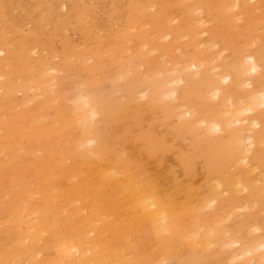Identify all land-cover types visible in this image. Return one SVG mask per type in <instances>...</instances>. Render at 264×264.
<instances>
[{"label": "bare ground", "instance_id": "bare-ground-1", "mask_svg": "<svg viewBox=\"0 0 264 264\" xmlns=\"http://www.w3.org/2000/svg\"><path fill=\"white\" fill-rule=\"evenodd\" d=\"M156 1L158 33L166 9ZM221 1L174 3L181 21L162 43L138 29L133 7L106 34L82 14L81 40L59 44L36 25L5 23L0 264H264V51L255 35L254 51L224 49L221 61L217 40L192 37L201 4L226 13L232 0ZM251 1L248 16L264 18V0Z\"/></svg>", "mask_w": 264, "mask_h": 264}, {"label": "rangeland", "instance_id": "rangeland-1", "mask_svg": "<svg viewBox=\"0 0 264 264\" xmlns=\"http://www.w3.org/2000/svg\"><path fill=\"white\" fill-rule=\"evenodd\" d=\"M64 1H66V2H64ZM96 0H92V1H90V0H87V1H85V0H0V4L2 5H0V9L2 8V10H3V8H4V11H5V14L2 16H0V30H4V28L6 27H8V26H6L5 25V23H7V25H12V23L14 22V20H15V18L16 19H18L19 21H15L14 22V24H13V27L14 28H17V29H19V25H21V28H20V30L19 31H21V30H28V26H29V28H32L34 25H36V27H37V29H39V31L41 32V33H43L44 31H45V34H47L48 36L50 35V34H52L53 35V37L55 38V36H56V44H59L60 43V40H62L64 37H69V38H71V37H73L76 41H80L81 40V33H80V26L82 25L81 23H84V21L83 20H86L85 21V23L87 22V25H89V26H94V28L93 27H91V29L93 28V30L97 33V31L99 30V28H101L99 31H98V33L99 34H106L109 30H111L112 29V31H113V29L114 30H116V28L117 29H119V27L120 26H122V24H124V21H125V16H124V13H125V15L127 16L128 14H129V8H134V9H137V10H139L141 13V21H143V22H137L135 25H136V27L137 26H139V24H140V26L138 27V29L140 30V31H144V32H149V35L150 36H152V37H156L157 38V40L159 39V43H162V42H166V41H169V40H171V36L170 35H165L166 33H167V31H169L170 29L171 30H175V27L177 26V24H178V22H180L181 21V17L179 16V11H177V10H174L173 11V13H171L172 11H168L169 10V8H170V6H171V9H172V6L174 5V3H176V2H178L177 0H165L164 1V3L165 4H163V8H164V11H165V9H166V11H165V15H164V17H166V19L165 20H163L161 23H160V31L157 33V32H155L154 31V29H152L150 26V19H151V15L153 14V12H155L156 10H155V8L156 9H158V7H159V4H158V2L159 1H156V0H153V1H149L150 3V5H152V4H154V1H156L157 2V4L155 3V5H156V7L154 6H151L150 7V5L148 6V2H147V0H146V2H145V0L143 1V2H140V1H142V0H98V1H96ZM115 1H118V2H115ZM120 1H122V2H120ZM123 1H125V2H123ZM127 1V2H126ZM129 1H131V2H129ZM185 1H187V2H190V1H192V0H185ZM224 1H226L227 2V0H222L221 1V3H224ZM228 1H230V0H228ZM236 1H238V4L240 5H238L239 6V9L237 8L238 6H233V4L234 3H236L235 2V0L233 1H231L233 4L231 5L229 2L227 3V4H229V7L228 8H226V10L228 11V13H227V11H226V13H225V10H220V11H214V10H212L211 11V14L209 15H207V13H206V9H205V7H204V5H202L201 4V7L200 8H202V11H203V8H204V11L202 12V11H195L194 12V16L195 17H201V19H199L198 20V22H196L198 25H196V27L194 28V32H193V34H192V37L196 40V43L197 42H199L200 41V43H198L201 47H203L204 45H206V43L208 44V41L207 40H210L209 41V44H211L213 41L215 42L216 40H217V42H213L214 43V45L213 44H211V46L212 47H214V46H216L217 48H213L212 49V47H211V49H212V51L215 53V50L217 49L218 51H216V53L219 55V53L218 52H222L221 54H220V56H218L219 57V60H225V58H226V60L227 59H229L231 56H229L228 55V53H225L226 51H224V49H227V51H229L228 49H234V50H236L237 51V53L239 54V57H242V50H244L245 48L247 49L249 46L248 45H250L249 43V41H250V39L249 38H251V41H252V39H253V37L255 38L256 36L255 35H257V38H256V40L257 39H259L257 42H253L254 43V45L253 44H251L252 46H254V50H256L260 45H261V49H262V51H264V30H262V29H264V18L262 17V16H260V15H258L261 19H258L259 17L257 16V18H255L256 16H248V14H247V12L242 8V0L240 1V0H236ZM254 1V0H253ZM5 2H6V4H5ZM60 2H62V4L60 3ZM91 2V3H90ZM153 2V3H152ZM63 3L64 4H66V6H63ZM118 3V4H117ZM121 3V4H120ZM123 3H125V4H123ZM144 3V4H143ZM152 3V4H151ZM248 3H250V4H252L253 2L251 1V0H248ZM255 3V2H254ZM14 4V5H13ZM24 4V5H23ZM123 4V5H122ZM132 4V5H131ZM6 5V6H5ZM61 5V7L59 8V6ZM88 5H90V6H88ZM92 5V6H91ZM145 5V6H144ZM231 5V6H230ZM8 6V7H7ZM58 6V8L56 9V7ZM112 6V7H111ZM118 6V7H117ZM127 6V7H126ZM137 6H139V7H137ZM142 6H143V8L144 9H142ZM158 6V7H157ZM165 6H166V8H165ZM232 6H233V9H231L232 8ZM10 7V8H9ZM43 7V8H42ZM63 7V8H62ZM70 7V8H69ZM101 7H102V9H101ZM110 7H111V9H110ZM113 7H115V8H113ZM126 7V8H125ZM137 7V8H136ZM146 7H148V8H146ZM236 7V8H235ZM92 8L93 9H95V10H92ZM118 8V9H117ZM119 8H120V10H119ZM125 8V9H124ZM139 8V9H138ZM6 9V10H5ZM122 9V10H121ZM127 9V10H126ZM148 9V10H147ZM151 9V10H150ZM230 9V10H229ZM236 9V11H235V13H234V10ZM244 11H243V10ZM9 10V11H8ZM11 10V11H10ZM37 10V11H36ZM119 10V11H118ZM144 10H146V11H144ZM154 10V11H153ZM232 10V12H230ZM238 10V11H237ZM245 12L244 14L243 13H241L240 14V12ZM4 11H2L3 13H4ZM8 11V12H7ZM121 11V12H120ZM142 11H143V13H142ZM147 11H149V12H147ZM152 11V12H151ZM223 11V12H222ZM1 12V13H2ZM77 12V13H76ZM85 12V13H84ZM88 12V13H87ZM128 12V13H127ZM145 12H147L148 14H146ZM167 12V13H166ZM202 12V13H201ZM213 12H214V14H213ZM239 12V13H238ZM258 12H259V9H258ZM2 13V14H3ZM9 13H11V16L13 15V17H10V14ZM52 13V14H51ZM63 14V16H62V14ZM76 13V14H75ZM94 13H97V14H94ZM114 13V14H113ZM119 13V14H118ZM120 13H121V16H120ZM152 13V14H151ZM169 13V14H168ZM196 13V14H195ZM199 13H201L199 16L197 15V14H199ZM237 13V14H236ZM59 14H61V15H59ZM78 14H80V15H78ZM84 15V18H83V15ZM111 14H113V15H111ZM117 14V16L115 17L114 15H116ZM166 14H167V16H166ZM175 14V15H174ZM234 14H236L235 15V17H238L239 18V21L237 20V19H235L233 16H234ZM238 14H240V15H238ZM9 16V18H8V16ZM67 15H69V16H67ZM103 15H105V16H103ZM107 15V16H106ZM176 15H177V18H176ZM231 15H233V16H231ZM242 15H244L243 17H242ZM67 16V17H66ZM83 18V20H81V18ZM88 18H87V17ZM173 16H175L172 20H171V18L173 17ZM203 16V17H202ZM108 17V18H107ZM241 17V18H240ZM6 19V21L5 22H3V20H5ZM12 18V19H11ZM58 18V19H57ZM69 18V19H68ZM116 18V19H115ZM120 18V19H119ZM122 18H124V19H122ZM227 18H229V20L227 19ZM250 18V19H249ZM8 19V20H7ZM63 19V20H62ZM64 19H67V20H64ZM75 19V20H74ZM88 19V20H87ZM107 19H109V20H107ZM118 19H119V21H118ZM147 19V20H146ZM177 20V22L176 21H173V20ZM231 19H232V21H231ZM234 19L235 20H237V22L239 23H237L236 21V23L234 22ZM256 19V20H255ZM11 20V21H10ZM29 20V21H28ZM31 20V21H30ZM60 20V22H58ZM146 20V21H145ZM210 21L209 23L212 25H208L207 24V26H206V23H208L207 21ZM227 20V21H226ZM252 21L251 22V25H247L248 24V21ZM13 21V22H12ZM70 21V22H69ZM73 21V22H72ZM83 21V22H82ZM202 23H201V22ZM204 21V22H203ZM231 22V24H232V26H231V24H230V22ZM244 21H245V23H244ZM258 21V22H257ZM10 24H9V23ZM27 22V23H26ZM43 22V23H42ZM58 22V23H57ZM121 24H119V23ZM145 22L146 23H149V25L148 24H145ZM206 22V23H205ZM235 24H234V23ZM256 22V23H255ZM102 23H104V24H102ZM164 23V24H163ZM170 23V24H169ZM224 23V24H223ZM244 23V24H243ZM258 23H261V24H259L258 25ZM24 24H26V26L24 25ZM29 24V25H28ZM31 24V25H30ZM71 24V25H70ZM78 24V26L76 27V25ZM114 24H118V25H114ZM131 23H129V25H130ZM145 24V25H144ZM238 24V25H237ZM16 25V26H15ZM22 25H23V29H22ZM70 25V26H69ZM74 25V26H73ZM86 24H83V26H81V27H88ZM104 27H103V26ZM112 25V26H111ZM128 25V24H127ZM201 25H204V26H201ZM214 25V26H213ZM220 25V26H219ZM234 25L238 28H235L234 27ZM240 25L242 26V27H240ZM245 25H246V27H245ZM260 25H262V27H260ZM5 26V27H4ZM18 26V27H17ZM25 26V27H24ZM99 26H101V27H99ZM107 26V27H106ZM111 26V27H110ZM119 26V27H118ZM141 26H143V28L141 27ZM218 26V27H217ZM258 28H257V27ZM53 27H56V29H54ZM131 27H133V26H131ZM202 27V28H201ZM219 27H221V28H219ZM240 27V28H239ZM5 28V29H6ZM90 27H88V29H89ZM129 28V27H128ZM127 28V29H128ZM134 28V27H133ZM133 28H129L132 32H135V31H137L138 29L137 28H135V30L133 29ZM204 28V29H203ZM230 28V29H229ZM233 28H235V29H233ZM259 28H261V29H259ZM54 29V30H53ZM73 29V30H72ZM96 29H98L97 31H96ZM109 29V30H108ZM128 29V30H129ZM192 28L191 27H189V28H186L185 30H182L181 31V37H180V41H185V40H188L189 39V35H191L190 33L189 34H187V32L189 31V30H191ZM219 29V30H218ZM253 29H254V31H253ZM21 31V32H27V31ZM76 30V31H75ZM129 30V31H130ZM201 30H203V31H205V35L203 34V36H202V34H201ZM206 30H207V32H206ZM215 30H216V32H215ZM222 30V31H221ZM223 30H225L227 33H225ZM257 30H261L260 32L258 31L257 32ZM74 31V32H73ZM107 31V32H106ZM199 31H201L200 32V34H199ZM228 31H230L229 33H228ZM47 32V33H46ZM72 32L75 34H72ZM111 32V31H110ZM219 32H221L220 34H219ZM225 33V34H223V33ZM244 33L245 35H242V33ZM54 33H55V35H54ZM57 33V34H56ZM77 33V34H76ZM154 33V34H153ZM197 33V34H196ZM240 33V34H239ZM44 34V33H43ZM152 34V35H151ZM227 34V35H226ZM70 35V36H69ZM72 35V36H71ZM162 35H164V36H162ZM185 35H186V37H185ZM197 35H199V36H197ZM226 35V36H225ZM239 35H242V37L240 36L239 37ZM254 35V36H253ZM243 36H244V39H243ZM59 39H58V38ZM79 37H80V39H79ZM163 37V38H162ZM165 37H167V38H165ZM184 37V38H183ZM204 37V38H203ZM229 37V40H226L227 38ZM241 38V39H240ZM246 38V39H245ZM205 39H206V41L207 42H205ZM243 39V40H242ZM240 40H242V41H240ZM254 40V39H253ZM201 41H203V44L201 43ZM238 41V42H237ZM240 41V42H239ZM211 42V43H210ZM242 42V43H241ZM249 42V43H248ZM205 43V44H204ZM218 43V44H217ZM238 43H240V44H238ZM247 43H248V45H247ZM252 43V42H251ZM259 43V44H258ZM198 45V46H199ZM234 47H233V46ZM250 45V46H251ZM59 46V45H58ZM199 46V47H200ZM246 46H248V47H246ZM251 46V47H252ZM236 47V48H235ZM243 47H245V48H243ZM251 47H249V48H251ZM220 48V49H219ZM247 49L248 50V52H252V51H254V50H252V49ZM176 49H178V51L176 52L175 51V48H174V53H176V54H179V53H181L182 51L179 49V48H176ZM158 50V51H157ZM220 50V51H219ZM222 50V51H221ZM157 51V52H156ZM156 51L154 52V54H156L157 55V53H161L160 51H159V49H157L156 48ZM240 51V52H239ZM224 53H225V55H224ZM262 53V52H261ZM182 54V53H181ZM224 55L225 56V58H224V56L223 57H221V55ZM230 54V53H229ZM159 55V54H158ZM157 55V56H158ZM228 55V56H227ZM241 55V56H240ZM159 56H164V55H159ZM158 56V57H159ZM227 56V57H226ZM158 57H156V58H158ZM221 57V58H220ZM161 58H163V57H159L157 60L158 61H160L161 60ZM222 58H224V59H222ZM162 61H165V62H167V57L165 56V58L162 60ZM212 61V60H211ZM216 60L215 59H213V63L215 62ZM115 67V65L114 64H112V65H110L109 67H107V69H108V71L110 70V73H112L111 75H113V73L116 71V73L118 72L116 69H118V67L116 68L115 67V69H114V67ZM113 69V70H112ZM111 70H112V72H111ZM67 74V73H66ZM70 73H68V76H69V78L70 79H72V75H71V77H70V75H69ZM115 74V73H114ZM67 76V77H68ZM66 77V76H65ZM65 79H67V78H65ZM70 79H68V80H66V82L68 83L69 82V80ZM66 83V84H67ZM108 84H109V82H107ZM104 85V84H103ZM105 86H110V85H107L106 83H105ZM169 158V159H168ZM168 160L169 161H171L172 159V157L170 156H168ZM240 210V209H239ZM238 210V211H239ZM239 212H241V211H239Z\"/></svg>", "mask_w": 264, "mask_h": 264}]
</instances>
